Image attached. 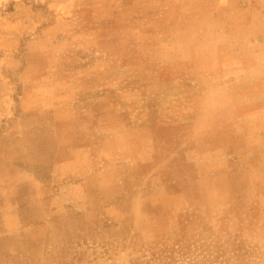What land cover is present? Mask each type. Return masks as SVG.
Returning <instances> with one entry per match:
<instances>
[{
	"label": "rangeland",
	"instance_id": "obj_1",
	"mask_svg": "<svg viewBox=\"0 0 264 264\" xmlns=\"http://www.w3.org/2000/svg\"><path fill=\"white\" fill-rule=\"evenodd\" d=\"M221 15L220 0H0V264H264V149L236 194L201 135L152 144L157 112L185 110L192 36L218 40Z\"/></svg>",
	"mask_w": 264,
	"mask_h": 264
},
{
	"label": "crops",
	"instance_id": "obj_2",
	"mask_svg": "<svg viewBox=\"0 0 264 264\" xmlns=\"http://www.w3.org/2000/svg\"><path fill=\"white\" fill-rule=\"evenodd\" d=\"M220 10L221 17L207 25L219 31L218 40L192 36L190 54L196 64L176 100L184 112L168 116L167 124L157 112L152 144L155 153L182 149L196 146L201 135L199 147L219 146L218 156L222 161L226 156L220 190L240 194L241 189H255L256 162L264 149V0H220ZM79 152L85 163L89 152Z\"/></svg>",
	"mask_w": 264,
	"mask_h": 264
}]
</instances>
